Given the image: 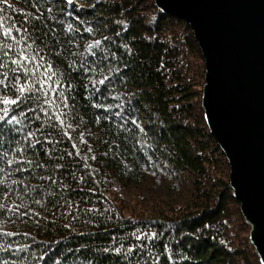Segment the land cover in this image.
I'll return each mask as SVG.
<instances>
[{"label":"trees","instance_id":"1","mask_svg":"<svg viewBox=\"0 0 264 264\" xmlns=\"http://www.w3.org/2000/svg\"><path fill=\"white\" fill-rule=\"evenodd\" d=\"M0 16L47 32L42 46L62 54L53 60L75 86L64 129L44 127L59 143L36 155L0 149H13L0 161V264H261L204 118L205 64L185 21L154 0H0ZM92 52L111 53L102 97L68 68L91 65ZM7 159L33 164L17 172ZM137 229L158 235L145 248Z\"/></svg>","mask_w":264,"mask_h":264},{"label":"water","instance_id":"2","mask_svg":"<svg viewBox=\"0 0 264 264\" xmlns=\"http://www.w3.org/2000/svg\"><path fill=\"white\" fill-rule=\"evenodd\" d=\"M185 21L205 64L201 107L264 264V0H154Z\"/></svg>","mask_w":264,"mask_h":264},{"label":"snow or ice","instance_id":"3","mask_svg":"<svg viewBox=\"0 0 264 264\" xmlns=\"http://www.w3.org/2000/svg\"><path fill=\"white\" fill-rule=\"evenodd\" d=\"M68 2L71 3L72 0H68ZM48 11L51 12V9ZM5 19L4 16H0V69L4 70L0 72V76L3 77L0 79V149H3L5 142L9 145L15 143L18 145L15 149L17 156L22 153L36 155L37 146L42 145L44 141H48L49 145L53 146L60 142L56 140L54 133L44 131V127L47 125L52 129L58 127L61 130L64 129L65 119L69 115L66 110L72 107L69 104V99L73 101L75 99L70 97L69 93L75 91V86L71 83L65 84L64 81L68 79V75L61 73L53 60V56H55L56 60L63 63L62 54L60 52L52 53V46L48 44L42 46L41 42L48 36L47 32L40 31L35 24H32L30 32L22 25L6 24ZM68 27L71 31V25ZM38 31L40 35L33 38L34 33ZM70 39H75V37ZM100 44V40H95L93 44L88 45L89 51H92L94 47L98 48ZM92 55L95 56V60L91 62V65L88 61H82L79 65L73 61L68 65V68L82 73L83 78L92 87V96L102 97L105 89L98 86L106 85V82L111 83L115 79V77L110 79L109 76L104 75L105 71L109 74L113 71L111 67H108L111 63L109 59L111 53L105 55L104 52H101L97 55L96 52H92ZM92 74L98 75L100 79H96ZM104 106L103 103L92 104V107L97 108ZM115 115L120 116L121 113L117 112ZM107 118L106 114L105 119ZM34 121H42V123L37 127ZM67 127L71 128V125L69 124ZM63 135L68 136V133L63 132ZM72 147L76 148V145L73 144ZM12 150L9 147L0 153V161L5 160L8 157V152ZM67 154L72 155L71 152ZM77 154L79 153L77 152ZM6 163L8 165L15 164V171L24 172L28 171L33 161L7 159ZM24 164L28 165V168L22 167ZM36 167H43V165L36 164ZM4 195L7 196V192ZM3 207L0 206V209ZM11 211L17 212L18 206L12 208ZM6 234L11 235V233ZM131 235L135 236L136 241L141 242L142 247L146 248L147 245H143L142 240H154L158 234H146L137 229ZM122 248L123 246L112 250L120 253ZM134 248H136L135 244L129 247L126 250L127 255H132ZM104 251L107 252L109 249L105 248ZM124 258L127 259V256ZM159 259L160 257L156 256L153 264ZM168 259L171 260L172 257L169 256Z\"/></svg>","mask_w":264,"mask_h":264},{"label":"rangeland","instance_id":"4","mask_svg":"<svg viewBox=\"0 0 264 264\" xmlns=\"http://www.w3.org/2000/svg\"><path fill=\"white\" fill-rule=\"evenodd\" d=\"M135 186H137V187H142L141 185H135Z\"/></svg>","mask_w":264,"mask_h":264}]
</instances>
